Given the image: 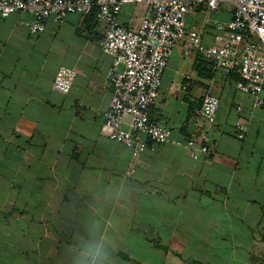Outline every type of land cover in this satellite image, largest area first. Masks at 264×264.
<instances>
[{
    "label": "crops",
    "instance_id": "1",
    "mask_svg": "<svg viewBox=\"0 0 264 264\" xmlns=\"http://www.w3.org/2000/svg\"><path fill=\"white\" fill-rule=\"evenodd\" d=\"M142 10L123 4L119 20L135 27ZM231 15L228 4L200 6L184 22L211 45L227 36L215 23ZM87 18L49 17L31 34L29 13L0 15V264H74L96 243L106 264H264V101L252 108L207 60L210 78L199 74V56L178 43L149 116L172 139L206 126L210 155L193 159L172 141L140 153L109 140L101 124L113 60ZM60 66L75 70L67 93L52 85ZM206 93L219 98L212 125L199 117ZM238 118L249 123L243 140Z\"/></svg>",
    "mask_w": 264,
    "mask_h": 264
},
{
    "label": "built area",
    "instance_id": "2",
    "mask_svg": "<svg viewBox=\"0 0 264 264\" xmlns=\"http://www.w3.org/2000/svg\"><path fill=\"white\" fill-rule=\"evenodd\" d=\"M141 3L142 13L137 26L130 27L119 20L123 4ZM222 4L232 7L231 18L216 22L215 29L227 32L218 42L206 45L201 31L188 29L186 13L205 6L216 11ZM96 9V26L102 33L100 47L112 57L107 84L111 98L103 112L101 131L109 140L119 142L137 152L152 149L157 144L172 141L197 159L200 153L210 155L211 139L206 126L191 138L172 139L169 126L149 116L158 97L162 73L175 46L182 45L187 57H202L213 69L229 76L237 75L234 87L252 99V108L262 106L264 82V0H0V15L15 11L31 15L27 26L31 34L45 28L49 17L61 21L70 13L82 17ZM118 66L119 69L114 67ZM75 70L60 66L53 77V88L67 93L73 83ZM219 98L215 94L202 96L199 117L205 125L215 122ZM241 106L236 110L241 111ZM235 136L243 140L249 130L246 119L234 122ZM129 168L128 172H133Z\"/></svg>",
    "mask_w": 264,
    "mask_h": 264
},
{
    "label": "clouds",
    "instance_id": "3",
    "mask_svg": "<svg viewBox=\"0 0 264 264\" xmlns=\"http://www.w3.org/2000/svg\"><path fill=\"white\" fill-rule=\"evenodd\" d=\"M86 252V257L77 256L74 264H106L108 250L102 243L89 244Z\"/></svg>",
    "mask_w": 264,
    "mask_h": 264
},
{
    "label": "trees",
    "instance_id": "4",
    "mask_svg": "<svg viewBox=\"0 0 264 264\" xmlns=\"http://www.w3.org/2000/svg\"><path fill=\"white\" fill-rule=\"evenodd\" d=\"M95 12H96V9L94 8L93 11L86 15L85 17H88L87 18V22L88 23H92L91 25H93V23L95 24L96 26V15H95ZM207 62L205 59L201 58V57H197L196 58V69H197V72L199 74H202L203 76H206L207 78H210L211 74L209 73L210 70L209 69H206V66H207ZM228 77V80L231 82V83H234L237 79V75L235 73H231L229 74Z\"/></svg>",
    "mask_w": 264,
    "mask_h": 264
}]
</instances>
